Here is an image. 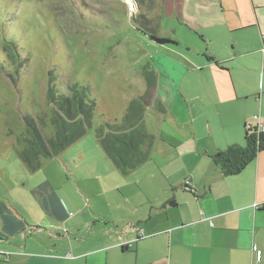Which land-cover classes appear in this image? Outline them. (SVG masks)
Here are the masks:
<instances>
[{
  "label": "rangeland",
  "instance_id": "obj_1",
  "mask_svg": "<svg viewBox=\"0 0 264 264\" xmlns=\"http://www.w3.org/2000/svg\"><path fill=\"white\" fill-rule=\"evenodd\" d=\"M228 5L231 0H0V42L13 37L22 56L14 65L0 55V209L19 220L8 233L0 213V264L103 263L97 248L120 237L113 218L121 216L122 190L132 179L106 154L97 129L120 121L129 102L148 90L150 130L167 116L157 104L180 113L178 84L165 76L166 68H180L169 60L180 64V54L196 59L211 51L212 39L230 40V32L212 25L229 20ZM231 64L238 73L257 66L253 58ZM75 82L97 102L92 126L58 156H42L32 171L19 154L24 116L39 119L51 137L49 87L66 92ZM47 183L67 204L70 217L62 225L42 206L43 198L49 202Z\"/></svg>",
  "mask_w": 264,
  "mask_h": 264
},
{
  "label": "crops",
  "instance_id": "obj_2",
  "mask_svg": "<svg viewBox=\"0 0 264 264\" xmlns=\"http://www.w3.org/2000/svg\"><path fill=\"white\" fill-rule=\"evenodd\" d=\"M228 6L229 20L212 25L230 32V40L212 39L211 51L196 59L169 60L180 68L165 70L178 84L180 113L166 110L164 123L150 130L151 159L124 174L132 180L121 189V216L113 218L120 237L97 248L102 264H264V151L236 175H225L212 157L244 145L247 126L264 125V0ZM237 31L247 35L233 37ZM250 58L257 66L242 73L231 64ZM47 186L42 206L62 225L70 217L67 204ZM0 213L3 229L16 231L18 218L7 208ZM254 247L262 250L260 260Z\"/></svg>",
  "mask_w": 264,
  "mask_h": 264
},
{
  "label": "trees",
  "instance_id": "obj_3",
  "mask_svg": "<svg viewBox=\"0 0 264 264\" xmlns=\"http://www.w3.org/2000/svg\"><path fill=\"white\" fill-rule=\"evenodd\" d=\"M152 38L161 43L168 41L164 38ZM16 54L19 60H16ZM0 55H4V60L0 57L4 62L21 64L22 56L13 37L3 38L0 42ZM47 96L52 108L51 137H45L39 119L25 115L26 131L18 139L22 146L20 157L32 171L39 169L42 156H58L81 139L92 126L97 108L90 89L80 87L77 82L68 84L66 92H62L56 84H51ZM151 99V92L148 90L129 102L120 121L104 122L97 129V137L104 151L123 174H129L151 159L156 135L150 131L144 119ZM155 109L158 113H166L160 104ZM245 139L244 145L232 144L212 156L214 163L225 175L241 173L264 151V132L258 127L247 126Z\"/></svg>",
  "mask_w": 264,
  "mask_h": 264
},
{
  "label": "built area",
  "instance_id": "obj_4",
  "mask_svg": "<svg viewBox=\"0 0 264 264\" xmlns=\"http://www.w3.org/2000/svg\"><path fill=\"white\" fill-rule=\"evenodd\" d=\"M257 118V116H255ZM255 127H258V129L260 131H263L264 132V125L263 123H258ZM254 250L256 252V259L257 260H260L261 259V256H262V250L258 249L257 247H254Z\"/></svg>",
  "mask_w": 264,
  "mask_h": 264
}]
</instances>
